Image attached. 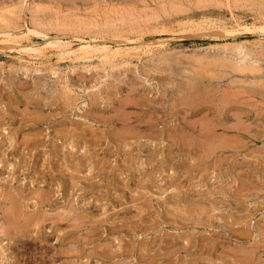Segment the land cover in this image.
I'll use <instances>...</instances> for the list:
<instances>
[{
    "label": "rangeland",
    "instance_id": "374dc122",
    "mask_svg": "<svg viewBox=\"0 0 264 264\" xmlns=\"http://www.w3.org/2000/svg\"><path fill=\"white\" fill-rule=\"evenodd\" d=\"M26 1L0 0V264H264V0Z\"/></svg>",
    "mask_w": 264,
    "mask_h": 264
},
{
    "label": "bare ground",
    "instance_id": "6f19581e",
    "mask_svg": "<svg viewBox=\"0 0 264 264\" xmlns=\"http://www.w3.org/2000/svg\"><path fill=\"white\" fill-rule=\"evenodd\" d=\"M25 1V3H24V5H23V8L21 9L22 11L23 10H25V6L27 5L26 3H27V1L26 0H24ZM29 1V0H28ZM23 2V1H22ZM24 12V11H23ZM98 15V14H97ZM95 17V16H94ZM22 18V17H21ZM233 19V18H232ZM237 21V20H236ZM23 22V21H22ZM25 24V23H24ZM230 26V25H229ZM23 27V26H22ZM26 27V26H25ZM224 28V27H223ZM3 29V28H2ZM4 30V29H3ZM28 30V29H27ZM26 30V31H27ZM218 30V29H217ZM222 30V29H221ZM221 30H220V32H221ZM235 30V29H234ZM25 31V30H24ZM210 31V30H209ZM214 31H216V30H214ZM224 31V30H223ZM208 32V31H207ZM225 32V31H224ZM27 33V32H26ZM226 34H227V32H225ZM231 34H232V32H231ZM12 35V34H11ZM6 37V36H5ZM9 39V38H8ZM257 42H258V40H257ZM7 43V42H6ZM56 43V42H55ZM161 43V42H160ZM159 44V43H158ZM157 45V44H156ZM215 45H217V44H215ZM92 46V45H91ZM91 46H81L78 50H77V52H78V54H80V55H82V56H86V57H88L89 55L88 54H91V53H94V52H96L95 50H97V49H95V48H93V47H91ZM158 46H160V45H158ZM167 46V45H166ZM223 46V45H222ZM238 46V45H237ZM215 47V46H214ZM234 47V46H233ZM26 48V47H25ZM65 48V47H64ZM154 48V47H153ZM207 48V47H206ZM242 48V47H241ZM70 49V48H69ZM69 49H67L68 51H71V50H69ZM135 49V51H140L141 53H144V54H146V53H148L149 54V52H151L153 49H152V47H151V43L149 44L148 43V45H144V47L142 46H137L136 48H134ZM133 49V50H134ZM207 49H209V48H207ZM211 49V48H210ZM115 50V49H114ZM131 50V49H130ZM206 50V49H205ZM240 50V49H239ZM64 51H66V50H64ZM75 51V50H74ZM74 51H71L72 53L74 52ZM98 51V53H99V51H100V49H98L97 50ZM102 51V50H101ZM100 51V56H101V58L105 61V60H110V58H114V57H117L118 56V54H119V52L117 51H111L110 49L108 50V48H107V50L105 49V50H103L102 52ZM135 51H132V52H135ZM229 51V50H228ZM131 52V51H130ZM129 52V53H130ZM138 52H137V54H138ZM139 52V53H140ZM241 52V51H240ZM65 53V52H64ZM72 53H68V54H72ZM128 53V52H127ZM136 53V52H135ZM134 53V54H135ZM212 53V52H211ZM65 54H67V53H65ZM67 54V55H68ZM102 54V55H101ZM126 54V53H125ZM124 54V55H125ZM62 55V54H61ZM74 56H75V54H73ZM88 55V56H87ZM95 55H96V53H95ZM122 55H123V53H122ZM123 55V56H124ZM127 55V54H126ZM133 55V54H132ZM81 56V57H82ZM92 56H93V54H92ZM120 56V55H119ZM126 57V56H125ZM78 58V57H77ZM100 58V59H101ZM70 59V58H69ZM78 59H80V58H78ZM82 59V58H81ZM237 59H238V56H237ZM246 59V58H245ZM111 61V60H110ZM253 61V60H252ZM97 64V63H96ZM111 64V63H110ZM98 68V67H97ZM114 68V67H113ZM108 69H110V68H108ZM219 140V139H218ZM228 145H230L229 143H227ZM217 145V144H216ZM219 145V144H218ZM215 146V145H214ZM216 148V147H215ZM20 196V195H19ZM17 198V197H16ZM22 199V198H21ZM18 201V200H17ZM21 201V200H20ZM4 202V201H3ZM43 203V202H42ZM21 204V203H20ZM19 204V205H20ZM13 205H11V207H12ZM14 207V206H13ZM9 208V207H8ZM8 208H7V210H8ZM21 208V207H20ZM19 208V209H20ZM25 209V208H24ZM10 210V209H9ZM8 210V211H9ZM15 211L16 212H19V211H17L16 209H15ZM15 212V213H16ZM21 212V211H20ZM23 213V212H22ZM9 215V214H8ZM49 217V216H48ZM10 219V218H9ZM8 219V220H9ZM16 219V218H15ZM20 219V218H19ZM34 219V218H33ZM46 219V218H45ZM40 220V219H39ZM6 221V220H5ZM9 222H10V220H9ZM31 222V221H30ZM35 222V221H34ZM87 222V221H86ZM33 223V222H32ZM10 224H11V222H10ZM9 224V225H10ZM29 224V223H28ZM38 224V223H37ZM59 224V223H58ZM11 225H13V224H11ZM10 225V226H11ZM14 227V226H13ZM33 231V230H32ZM49 234V233H48ZM47 238V237H46ZM20 240V239H19ZM39 241V240H38ZM21 247V246H20ZM4 253V252H3ZM59 253V252H58ZM16 256V255H15ZM46 256V255H45ZM18 258V257H17Z\"/></svg>",
    "mask_w": 264,
    "mask_h": 264
}]
</instances>
